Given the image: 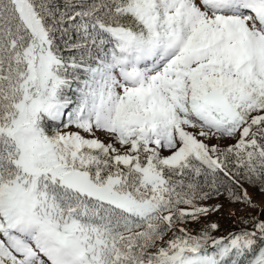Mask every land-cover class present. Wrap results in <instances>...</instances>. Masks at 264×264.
Segmentation results:
<instances>
[{
	"label": "snow or ice",
	"instance_id": "6c2138e0",
	"mask_svg": "<svg viewBox=\"0 0 264 264\" xmlns=\"http://www.w3.org/2000/svg\"><path fill=\"white\" fill-rule=\"evenodd\" d=\"M0 264H264V0H0Z\"/></svg>",
	"mask_w": 264,
	"mask_h": 264
}]
</instances>
